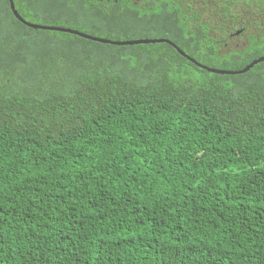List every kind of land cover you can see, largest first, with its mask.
<instances>
[{"label":"trees","instance_id":"trees-1","mask_svg":"<svg viewBox=\"0 0 264 264\" xmlns=\"http://www.w3.org/2000/svg\"><path fill=\"white\" fill-rule=\"evenodd\" d=\"M13 1L210 68L264 56V0H155L146 37L118 6ZM226 25L245 47L225 48ZM0 264H264V62L216 75L165 43L30 29L0 0Z\"/></svg>","mask_w":264,"mask_h":264},{"label":"flooded vegetation","instance_id":"flooded-vegetation-1","mask_svg":"<svg viewBox=\"0 0 264 264\" xmlns=\"http://www.w3.org/2000/svg\"><path fill=\"white\" fill-rule=\"evenodd\" d=\"M92 1L98 2L104 9H108V7L118 6L119 12L128 11L129 13H132L131 16H134V20L140 22L138 25L140 27H137V29L139 30L138 35L143 36V37H146L149 35V32H145L144 30L146 29V26L149 25L150 23L148 19H145L143 15H140V12L141 11L148 12L151 8V4L155 0H92ZM186 2L187 0H167V6L168 4H172L174 7L178 6L181 9H185ZM191 3L193 2H190L189 4ZM209 3L210 1L208 2V4ZM204 5H206V3H204ZM193 6L194 8H196L198 6V3H195ZM225 29H226V33H228V38L224 39V40H227V42L225 43V48H228V51H235V49H238L240 46L239 42L243 39H245V42L242 44L241 47L246 46V43H248L246 42V38L248 34L247 27L241 26L240 29L232 32L231 30L229 31L230 27L226 25ZM124 32L126 31L124 30ZM212 33L213 35L211 36V39H213V36L214 38L219 39L218 35H221V31H218V29L215 28L214 31H212ZM116 34H119V36H126L125 33H116ZM95 38H98V37H95ZM100 39H103V38H100ZM106 40H109V39H106ZM137 40H156V39H145V38L131 39L130 38L127 40H111V41L128 42V41H137ZM224 40H221V41H224ZM142 45H151V44H142ZM136 46H140V45H136ZM120 47H124V46H120ZM125 47H131V46H125Z\"/></svg>","mask_w":264,"mask_h":264},{"label":"water","instance_id":"water-1","mask_svg":"<svg viewBox=\"0 0 264 264\" xmlns=\"http://www.w3.org/2000/svg\"><path fill=\"white\" fill-rule=\"evenodd\" d=\"M10 10L12 11L13 15L16 17V19L26 27L30 29H39V30H47V31H55V32H61V33H67L71 35H75L77 37H81L86 40H90L93 42L97 43H102V44H110L114 46H136V45H142V44H162L165 43L169 46H171L173 49H175L178 54H180L182 57L186 58L189 62L196 64V66L202 68L203 70L216 74V75H242L247 72H249L254 66L263 63L264 62V56L259 57L258 59L252 61L248 66H246L244 69L240 71H227V70H221V69H215V68H210L204 65H201L199 63H196L192 58L187 56L183 51H181L174 43H172L169 40L165 39H156V40H137V41H128V42H116V41H111V40H106V39H100V38H95L88 36L86 34L80 33L75 30L71 29H66V28H57V27H46V26H40V25H34L32 23H29L25 21L18 13V11L15 8L14 1L13 0H8Z\"/></svg>","mask_w":264,"mask_h":264},{"label":"rangeland","instance_id":"rangeland-1","mask_svg":"<svg viewBox=\"0 0 264 264\" xmlns=\"http://www.w3.org/2000/svg\"><path fill=\"white\" fill-rule=\"evenodd\" d=\"M206 6H208V4H206ZM245 42V39L241 40L239 43L240 45H242Z\"/></svg>","mask_w":264,"mask_h":264},{"label":"bare ground","instance_id":"bare-ground-1","mask_svg":"<svg viewBox=\"0 0 264 264\" xmlns=\"http://www.w3.org/2000/svg\"><path fill=\"white\" fill-rule=\"evenodd\" d=\"M35 25V24H34ZM51 32V31H50ZM63 34V33H62Z\"/></svg>","mask_w":264,"mask_h":264},{"label":"clouds","instance_id":"clouds-1","mask_svg":"<svg viewBox=\"0 0 264 264\" xmlns=\"http://www.w3.org/2000/svg\"><path fill=\"white\" fill-rule=\"evenodd\" d=\"M173 43V42H172Z\"/></svg>","mask_w":264,"mask_h":264}]
</instances>
